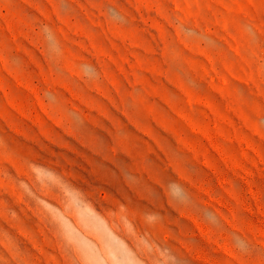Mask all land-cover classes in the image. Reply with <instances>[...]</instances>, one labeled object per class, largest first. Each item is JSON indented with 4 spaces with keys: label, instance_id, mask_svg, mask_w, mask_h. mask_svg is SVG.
Here are the masks:
<instances>
[{
    "label": "rangeland",
    "instance_id": "obj_1",
    "mask_svg": "<svg viewBox=\"0 0 264 264\" xmlns=\"http://www.w3.org/2000/svg\"><path fill=\"white\" fill-rule=\"evenodd\" d=\"M0 264H264V0H0Z\"/></svg>",
    "mask_w": 264,
    "mask_h": 264
}]
</instances>
